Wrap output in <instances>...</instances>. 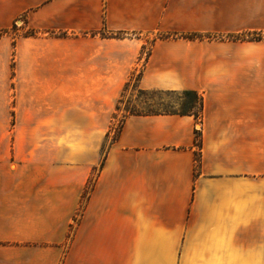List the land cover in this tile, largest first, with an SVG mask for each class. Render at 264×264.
I'll list each match as a JSON object with an SVG mask.
<instances>
[{"label":"crops","instance_id":"0c3cea01","mask_svg":"<svg viewBox=\"0 0 264 264\" xmlns=\"http://www.w3.org/2000/svg\"><path fill=\"white\" fill-rule=\"evenodd\" d=\"M19 8L38 33L0 37V109L48 141L0 142V264H264V37L236 38L264 0H0V29ZM130 80L201 115L126 117L93 175Z\"/></svg>","mask_w":264,"mask_h":264},{"label":"rangeland","instance_id":"374dc122","mask_svg":"<svg viewBox=\"0 0 264 264\" xmlns=\"http://www.w3.org/2000/svg\"><path fill=\"white\" fill-rule=\"evenodd\" d=\"M19 8V14L14 18L12 23L6 28L0 29V37H10L15 39L20 36H34L36 32L31 27H28V11H21ZM255 34V33H254ZM107 36V34H104ZM207 37L204 35L202 38H219L216 34H209ZM159 37V36H158ZM237 39H252L254 35L249 36H238ZM264 36H261L262 39ZM142 57H146L147 50L144 51ZM6 80H2L0 84V91L3 97L14 96V91L8 87ZM121 95V94H120ZM183 102L181 94L178 93H161L156 90H141L137 88L136 84H132L126 90L124 95L123 103L120 106L119 111L116 115H112L111 126L102 142L101 145V159L106 153L109 145L112 143L114 137L118 133L123 117L127 114L125 110H133L138 114H148V113H161L163 111L178 112L180 110V105ZM10 108L13 103H10ZM116 106V105H115ZM115 110V109H114ZM12 114L13 111L9 110ZM114 114V113H113ZM13 119L10 114L4 113L0 109V142H22V143H41L43 141H48V136L42 135H17L12 129ZM52 139V138H51ZM50 139V140H51ZM52 141V140H51ZM98 168L93 172V175L98 173Z\"/></svg>","mask_w":264,"mask_h":264},{"label":"trees","instance_id":"16d2710c","mask_svg":"<svg viewBox=\"0 0 264 264\" xmlns=\"http://www.w3.org/2000/svg\"><path fill=\"white\" fill-rule=\"evenodd\" d=\"M253 35H254V37H252L253 40H260L261 39L260 34H253ZM101 36H104V35L101 34ZM205 36L210 37L208 35H205ZM108 37L121 38L122 35L121 34H110V35H108ZM175 37H177V36L174 33L162 34L159 36L160 39H168V38H175ZM180 37L187 38V39H195V38L201 39L204 36L201 34H187V35H181ZM236 38H239V37L236 36ZM145 50H147L146 57H145V58H147L149 53H150V48L146 49V47H144L143 50L141 51V56L143 55V53H145L144 52ZM131 84H132V81L130 80L123 87L121 95H120L119 99L117 100L113 115H116V113L119 111L120 106L123 103V99H124V95L126 93V90L128 89V87ZM134 84H136V80L133 82V85ZM159 92L181 94L183 102L180 105V110L178 112L163 111L161 113H148V114H138V113H133V112H135L133 110H130V111L125 110V112H127V114L123 117L120 128L118 129V133L116 134V136L114 137L112 142L117 140L119 133L121 131V128L124 124L125 118L128 116H151V115H157V114H164V115L192 116L195 120H197L200 117L202 107H203V99H202V96L200 94H198L197 92H194V91H182V92H162V91H159ZM194 133H195V135H194V146L196 148L195 153H194V161H195V174H196L197 168H198L199 163H200L201 134H200L199 130H195ZM107 136H108V134H107ZM105 156H106V153L104 154V156L102 158V162H101L98 170H100L102 168ZM87 192H88V189L85 191V194ZM83 197H85V196H83Z\"/></svg>","mask_w":264,"mask_h":264}]
</instances>
